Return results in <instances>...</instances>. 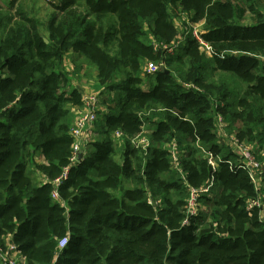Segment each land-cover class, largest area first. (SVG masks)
<instances>
[{"label": "trees", "instance_id": "obj_1", "mask_svg": "<svg viewBox=\"0 0 264 264\" xmlns=\"http://www.w3.org/2000/svg\"><path fill=\"white\" fill-rule=\"evenodd\" d=\"M15 1L0 5V244L21 264H264V188L231 169L237 155L215 134L220 114L264 162V0H52L46 23L22 4L13 14ZM148 62L158 68L143 73ZM84 65L112 107L71 161ZM145 125L142 150L130 139ZM211 177L187 214L189 187Z\"/></svg>", "mask_w": 264, "mask_h": 264}, {"label": "built area", "instance_id": "obj_2", "mask_svg": "<svg viewBox=\"0 0 264 264\" xmlns=\"http://www.w3.org/2000/svg\"><path fill=\"white\" fill-rule=\"evenodd\" d=\"M192 34L197 39L201 48L210 55V45L205 42L201 37L199 32L193 27ZM183 43V38H179L172 45H165L163 48L170 54L174 53ZM145 67V66H144ZM158 68L156 64L148 62L145 70L148 73L155 71ZM98 108H99V97L96 93L86 94L82 96V102L80 106L73 107V121L69 129V134L72 137V158L71 161L78 160L77 155L81 152V147H85L90 142H92L96 135H94V125L96 120L98 119ZM226 121L222 115L218 114L216 117V132L217 137H220V140L223 137H228L229 146H231L232 151L237 155L238 161L235 167L233 164H230L231 169L242 170L245 172L250 178L252 184L256 191L262 196L261 192L264 188V162L258 160L255 153L253 152L250 145L246 142L239 141L235 134L231 135L226 134ZM96 132V131H95ZM146 130L142 129V131L131 137L130 142L135 148H141L142 150H146L149 146L150 142L147 136L145 135ZM123 133L120 131H116L113 134V139L116 141L118 145L123 141L122 139ZM168 153L171 159L172 167L178 169V157L179 153L176 149V145L171 143L168 145ZM207 158V161L211 165L212 169H215L218 156H214L211 152L202 150ZM68 175V168H64L63 172L54 180V183H59L62 179L66 178ZM213 178L201 188L189 187V197L187 199V208L186 213L189 215H193L196 213L198 209V201L197 198L200 194L210 193V190L213 186ZM57 190L56 188L52 191V198H57ZM253 199L248 204L247 208L250 209L252 207H261L262 200L261 197ZM187 222V219L184 220V223ZM68 244V236L65 235L58 241V249H63ZM0 264H21V261L18 257L16 249L14 245H8V248L3 247L0 244Z\"/></svg>", "mask_w": 264, "mask_h": 264}, {"label": "rangeland", "instance_id": "obj_3", "mask_svg": "<svg viewBox=\"0 0 264 264\" xmlns=\"http://www.w3.org/2000/svg\"><path fill=\"white\" fill-rule=\"evenodd\" d=\"M10 1L11 0H8V1L7 0H0L1 4H3L5 6V8L9 5ZM20 4H22L21 6L26 10V12L30 16H33V17L37 18L41 23H46L47 18L49 17V15L54 10L53 9V4H52V0H16L13 3L12 9H11L13 14L15 12L16 7L18 5H20ZM247 15H249V14H247ZM177 23H180V21H177ZM178 27H179L178 29L181 28L180 24H178ZM195 29L197 31L201 30V24L200 23L196 24L195 25ZM40 30L42 31V33H45L42 27H40ZM188 30H189L188 28H185L184 30L181 29L180 30L181 32L179 31L178 37L179 38H184V35L187 33ZM76 61H77L78 64L82 62L81 59H76ZM66 65H67V63H66ZM69 65H71V64H68V66ZM144 71H146V70H143V73H144ZM94 72H95V70H94L93 66H89V65H84L83 67L80 66V70H79L77 76L76 75L73 76V84L77 85L79 87H82L84 85H91L92 86L93 85L92 82L97 83L96 79L94 77V74H95ZM95 93H97V92H95ZM97 95L99 97V108H98V117H97L98 119L96 120V123L94 125V130L95 131H98L100 129V127H98V126L102 125L103 118H101V116H103V115H102L101 112L102 111H108L107 107L108 108L112 107L110 105L111 101L106 98L107 95H105L103 93H101V94L97 93ZM151 127L152 126L145 125V129L144 130H146V132H149L151 130ZM95 131H94V135H96ZM225 132H226L227 135H231L232 133H234V130L230 131L231 133H229V134L227 133V131H225ZM219 138L220 137H218V139ZM220 142L228 143L229 139H228V137H223V138L220 139ZM230 148H231V146H230ZM91 149L92 148L89 147V151L93 150V149L92 150ZM118 157H119V154H116V158L117 159H118ZM216 189H217V187L215 188V190ZM111 193L115 194L114 191H111Z\"/></svg>", "mask_w": 264, "mask_h": 264}, {"label": "crops", "instance_id": "obj_4", "mask_svg": "<svg viewBox=\"0 0 264 264\" xmlns=\"http://www.w3.org/2000/svg\"><path fill=\"white\" fill-rule=\"evenodd\" d=\"M54 2L56 3L57 0H55ZM0 4H1V2H0ZM1 5L4 6L3 4H1ZM67 66H68V64H67ZM68 67L71 68V65H69ZM94 77H95V74H94ZM96 82H97V80H96ZM92 84H93L92 86L91 85H84L82 87L77 86L80 89L82 96H84L86 94H92V93H95V92L99 93V92H101L103 90V88H101V86H100V84L98 82L97 83L92 82ZM88 151H89V147H87V146L86 147H81V152L83 154L87 153ZM37 160H40V159L37 158Z\"/></svg>", "mask_w": 264, "mask_h": 264}, {"label": "water", "instance_id": "obj_5", "mask_svg": "<svg viewBox=\"0 0 264 264\" xmlns=\"http://www.w3.org/2000/svg\"><path fill=\"white\" fill-rule=\"evenodd\" d=\"M82 156V152H80L78 155H77V159H80Z\"/></svg>", "mask_w": 264, "mask_h": 264}]
</instances>
